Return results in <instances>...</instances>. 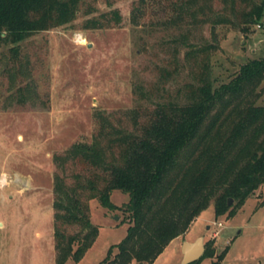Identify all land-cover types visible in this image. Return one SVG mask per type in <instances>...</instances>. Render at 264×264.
I'll use <instances>...</instances> for the list:
<instances>
[{
	"label": "rangeland",
	"instance_id": "rangeland-1",
	"mask_svg": "<svg viewBox=\"0 0 264 264\" xmlns=\"http://www.w3.org/2000/svg\"><path fill=\"white\" fill-rule=\"evenodd\" d=\"M261 1L200 0L194 5L196 23L188 14L178 18L172 0H146V5L141 0H85L70 24L32 33L15 44L0 43V264L55 263V175L70 185L75 174L85 177L90 169L88 163L65 156L72 143L97 138L106 147L114 130L134 131L135 122H143L154 106L140 95L141 89L155 101L184 100L192 79V64L185 57L190 48L173 39L188 30L195 47L213 46L210 79L215 86L229 82L248 60L264 58V27L252 24L246 33L238 23L239 12ZM89 5L95 13L84 14ZM138 8L144 13H137ZM116 10L121 16L116 25L98 16ZM135 12L137 19L132 18ZM203 13H216L225 21L200 24ZM92 16L102 25H87ZM175 63L178 70L164 91L158 90L163 88L161 68L172 70ZM254 197L230 218L216 219L209 206L153 264H182V241L199 237L205 245L214 240L216 250L201 264L217 261L226 244L221 264H264V187ZM127 199L119 190L110 195L118 207ZM88 202L97 231L78 264H99L126 235L128 217L123 210L101 207L96 199ZM65 230L72 233L78 226L66 225Z\"/></svg>",
	"mask_w": 264,
	"mask_h": 264
},
{
	"label": "trees",
	"instance_id": "trees-1",
	"mask_svg": "<svg viewBox=\"0 0 264 264\" xmlns=\"http://www.w3.org/2000/svg\"><path fill=\"white\" fill-rule=\"evenodd\" d=\"M84 1L0 0V43L15 44L32 33L66 26L78 18ZM199 1L172 0L170 6L178 18L188 14L197 23L194 5ZM143 10L138 8L137 13ZM203 10V6L198 8ZM95 11L89 5L83 13ZM137 13L132 18L137 19ZM215 14L203 13L199 23L225 21ZM98 16L108 25L121 20L117 10ZM238 18L246 33L252 24L264 27V0L252 2ZM86 24L101 26L102 20L92 16ZM189 35L187 30L173 39L190 48L185 57L192 64V79L183 101L172 97L155 101L141 89L140 95L154 106L146 111L143 122H135L134 131L114 130L106 147L96 138L74 142L64 151L68 158L88 163L90 169L85 177L75 174L70 185L55 175L53 206L58 224L53 231L54 264L69 259L78 264L94 242L97 228L89 218V199H96L103 208L123 210L128 217L126 235L107 249L99 264H153L209 206L216 219L233 217L264 186V58L248 60L229 82L215 86L210 79L213 46L207 43L197 48ZM172 48L176 57L179 49ZM177 70L176 63L172 70L161 68L163 88L158 90L164 91ZM114 190L127 195L122 207L110 200ZM66 225H77L78 230L67 233ZM213 244L209 240L204 255L191 264L215 256ZM112 248L117 252L111 256ZM227 250L228 245L212 264H221Z\"/></svg>",
	"mask_w": 264,
	"mask_h": 264
},
{
	"label": "water",
	"instance_id": "water-1",
	"mask_svg": "<svg viewBox=\"0 0 264 264\" xmlns=\"http://www.w3.org/2000/svg\"><path fill=\"white\" fill-rule=\"evenodd\" d=\"M232 202V199L229 203ZM183 249V260L182 264H191V262L196 261L200 259L204 253H205V244H204V238L199 237L195 241H192L191 243L188 241H184L182 244Z\"/></svg>",
	"mask_w": 264,
	"mask_h": 264
},
{
	"label": "crops",
	"instance_id": "crops-1",
	"mask_svg": "<svg viewBox=\"0 0 264 264\" xmlns=\"http://www.w3.org/2000/svg\"><path fill=\"white\" fill-rule=\"evenodd\" d=\"M263 187H264V186L260 187L259 189L261 190ZM252 197H254V196H252ZM254 198H255V197H254ZM0 225H1V224H0ZM222 226H223V224H222ZM184 235H185V234H184ZM184 235H183V237H184ZM215 236H217V235L215 234ZM179 237H181V236H179ZM177 238H178V237H177ZM175 239H176V238H175ZM197 239H198V238H197ZM173 241H174V240H173ZM173 241H172V242H173ZM184 241H185V240H184ZM184 241H182V242H184ZM188 242H189V241H188ZM191 242H192V241H191ZM191 242H190V243H191ZM225 242H226V241H225ZM227 243H228V242H227ZM226 245H228V244H226ZM224 248H225V247H224ZM182 251H183V250H182ZM183 256H184V255H183V252H182V258H181L182 260H183ZM200 264H201V263H200Z\"/></svg>",
	"mask_w": 264,
	"mask_h": 264
},
{
	"label": "built area",
	"instance_id": "built-area-1",
	"mask_svg": "<svg viewBox=\"0 0 264 264\" xmlns=\"http://www.w3.org/2000/svg\"><path fill=\"white\" fill-rule=\"evenodd\" d=\"M219 226H221L222 224L221 223H218ZM216 235H218V233H216Z\"/></svg>",
	"mask_w": 264,
	"mask_h": 264
}]
</instances>
